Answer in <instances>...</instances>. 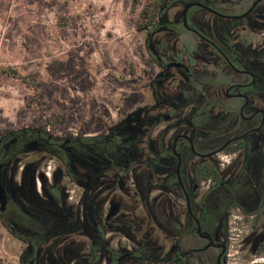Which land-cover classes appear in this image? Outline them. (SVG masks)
Returning a JSON list of instances; mask_svg holds the SVG:
<instances>
[{
    "label": "flooded vegetation",
    "instance_id": "obj_1",
    "mask_svg": "<svg viewBox=\"0 0 264 264\" xmlns=\"http://www.w3.org/2000/svg\"><path fill=\"white\" fill-rule=\"evenodd\" d=\"M152 8L147 103L83 140L0 138V223L19 264H229L232 240L261 263L264 0Z\"/></svg>",
    "mask_w": 264,
    "mask_h": 264
},
{
    "label": "rangeland",
    "instance_id": "obj_2",
    "mask_svg": "<svg viewBox=\"0 0 264 264\" xmlns=\"http://www.w3.org/2000/svg\"><path fill=\"white\" fill-rule=\"evenodd\" d=\"M154 2L0 0V138L21 128L102 135L147 103L153 70L145 37ZM69 188L76 202L80 191ZM239 243L232 240L229 264L245 262ZM22 249L0 223V264H19ZM252 259L264 264V252Z\"/></svg>",
    "mask_w": 264,
    "mask_h": 264
},
{
    "label": "water",
    "instance_id": "obj_3",
    "mask_svg": "<svg viewBox=\"0 0 264 264\" xmlns=\"http://www.w3.org/2000/svg\"><path fill=\"white\" fill-rule=\"evenodd\" d=\"M256 1H258V0H256ZM1 196H2V189L0 188V203L3 204V200L1 199ZM117 210H118V205L117 204L112 205L110 207L108 217L114 215L117 212Z\"/></svg>",
    "mask_w": 264,
    "mask_h": 264
},
{
    "label": "trees",
    "instance_id": "obj_4",
    "mask_svg": "<svg viewBox=\"0 0 264 264\" xmlns=\"http://www.w3.org/2000/svg\"><path fill=\"white\" fill-rule=\"evenodd\" d=\"M10 71H11V70H10ZM4 73H5V72H4ZM9 73H13V71H11V72H9ZM32 130H33L32 128H24V130H17V131H14V132L16 133V132H23V131H24V132H26V133H28V134H31V133L33 132ZM43 131H44V130H43ZM30 136H31V135H30ZM78 137L82 138V140L87 138V137H85V136H81V135H80V136L78 135Z\"/></svg>",
    "mask_w": 264,
    "mask_h": 264
}]
</instances>
